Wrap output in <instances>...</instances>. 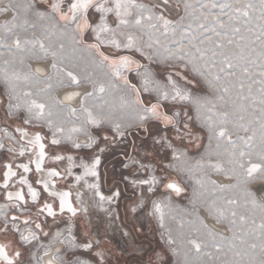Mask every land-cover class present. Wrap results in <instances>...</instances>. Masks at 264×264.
Wrapping results in <instances>:
<instances>
[{"label": "rangeland", "instance_id": "374dc122", "mask_svg": "<svg viewBox=\"0 0 264 264\" xmlns=\"http://www.w3.org/2000/svg\"><path fill=\"white\" fill-rule=\"evenodd\" d=\"M33 2L34 0H0V9L8 7L13 12L6 26L0 25V98H5L14 88V95L19 96L20 100L13 99L12 103L23 105L36 100L46 105L45 115L36 119L34 114H29L26 109L21 108L19 113L9 118L6 115L7 102H5L4 105H0V120L13 130L16 127H25L44 135L46 141L44 143L49 146L47 163L57 167L62 173L64 169L61 162L53 164L50 160L54 154L72 155L76 157L77 164L81 160L90 164L99 157L100 165L97 168L99 178L97 180L89 176L87 183H98L100 191L107 197L113 196L114 191L119 190L122 208L124 206L123 209L126 210L125 216L121 217L119 197L116 203L106 206L105 210L100 208L98 199H92L90 206L97 213L95 220L99 233L93 231L92 224L81 213L76 217L64 214L46 220L44 233L47 235H44L43 241L48 243L53 241L59 229L64 225L72 224L75 228V241L69 244V250L63 260L66 264H79L80 261H88V264H259L264 258L258 239L260 235L258 225L264 219L260 206L264 205V202L259 198L252 184L264 183V173L258 172L253 178H248L238 164L233 162L234 158L230 154L227 138L217 140L209 127L197 118L193 105L180 103L170 105L175 111H188L192 119L187 122L193 135L186 136V130L181 127V135L185 138L177 140L176 133L169 131L168 135L172 139L175 153L173 149L155 144L151 130L145 133L135 126L134 118L131 116L132 108L129 106L131 95L122 82L106 76V69L94 65L92 53L86 50L84 45L74 44L71 37L64 34L63 22L40 19L36 11L50 12V9L40 7L39 4L29 8L28 5ZM138 2L150 3L145 0ZM230 2L234 3L235 0ZM250 2L257 6V11L251 13V20L247 24L239 25L241 33L236 36L237 41L243 45L245 59L237 62V74L232 78L231 93L233 97L239 93L240 98L233 102V99L226 97L227 102H221L218 98L219 93L209 88L199 77L196 78L193 94L209 101L208 108L215 105L214 111L210 113L213 120L218 126L221 120L228 121L223 127L230 133L231 139L237 143L238 148L255 153L261 148V129L258 122L249 125L248 115L254 108L259 109L264 93L260 91L262 85L259 83L261 80L259 56L250 53L252 47H256L257 53L259 52L255 37L260 34L258 26L262 21L259 19V0H250ZM5 14L6 12L0 11V17ZM183 14V0H181L180 9L174 7L169 9L168 17L176 21ZM98 15L96 14L97 21ZM109 20L112 22L114 17H110ZM247 27H251L253 31L249 33ZM128 31L142 36L144 40L148 39L146 34L136 29H128ZM241 35L250 39L241 41ZM17 38L21 41L19 48L15 44ZM39 42H43L47 54L40 48ZM94 42L91 35L85 33V44ZM61 44L63 48L60 47ZM234 51L239 53L240 49L234 48ZM53 52L56 53L55 56L52 55ZM136 58L140 59L139 54H136ZM249 60H255L256 64L248 63ZM44 61L55 64L56 68H53V76L50 80H37L30 74L29 66ZM141 62L147 63L143 59ZM151 67L158 71L157 79H161L167 71H170L167 63H157L155 60ZM244 67H248L251 76L243 73ZM67 71H72L81 77L82 83L78 86L70 84L66 76ZM85 77L103 82L106 86L105 92H96L86 101L84 99L83 107L74 113L71 109L59 106L54 99L59 89L69 87L93 89L92 83L84 82ZM129 79L140 86L139 78H133V74H129ZM241 83H243L242 89ZM25 92H31L32 95L24 97ZM84 107L91 109L93 115L103 121L99 127L87 123L86 114L82 111ZM224 113H227V117L223 115ZM240 115L246 117L244 121L239 120ZM18 117L31 119L32 124L26 125ZM184 119L182 116L181 120ZM49 122L52 127H49ZM130 123L133 126L127 127ZM241 123L249 125V130L244 131L239 128L238 125ZM115 124L122 125L124 136L116 134ZM57 127L64 129L63 133H56V138L61 140V144L52 145L50 141ZM73 128H82L84 131L72 132ZM78 136L89 140L94 137L96 143L91 148L76 149L70 145V142ZM196 137L200 139L197 140ZM210 137H212L211 143ZM240 137L245 140L253 137L248 142L251 148L245 145ZM177 154H180L179 159L176 158ZM29 155L27 153L19 159L22 158L27 162ZM130 158L150 167L141 170L138 165L131 164ZM253 162L259 163L255 156ZM126 164L129 167H124ZM215 164L221 165L222 169L211 167ZM63 165L67 166V160L63 161ZM79 171L82 175V168H74V175H78ZM153 175L160 181L154 191H149L148 185L131 182L133 179H147ZM217 176L223 177L228 183L219 185L214 179ZM172 181L177 182L184 189L181 195L165 187ZM58 184L66 189H72V186L77 185L74 177H69L67 182L61 181ZM145 191L149 197L142 206L145 225H141L137 220V209L141 207L140 197ZM228 200H236L238 203L229 205L226 203ZM54 204L56 205V202ZM156 204L161 206L163 220L160 218V212L155 210ZM213 206L223 208L226 212L229 210L237 212L235 218L229 216L228 220L218 222L227 228L228 233L222 235L213 232L208 225L207 228L204 227L206 223L201 216L203 211L217 222L213 214ZM241 215L245 217L244 221L240 220ZM122 219L130 222L132 226L125 224ZM232 219L236 221L235 227L228 222ZM253 220L255 224L252 223ZM3 224L0 220V227ZM8 227V232L0 230V242L11 245L13 251L16 249L21 251L18 264H31V255L36 249L35 246L22 243L11 226ZM137 229L141 232L139 231L135 236ZM170 240L175 242L170 243ZM189 240L201 242V251L197 252L188 243ZM85 242L92 244L91 250L81 247ZM253 243L257 244L256 249L250 247ZM209 253L211 255H208Z\"/></svg>", "mask_w": 264, "mask_h": 264}, {"label": "snow or ice", "instance_id": "6c2138e0", "mask_svg": "<svg viewBox=\"0 0 264 264\" xmlns=\"http://www.w3.org/2000/svg\"><path fill=\"white\" fill-rule=\"evenodd\" d=\"M36 4L40 7H47L50 12L36 11V15L40 19H51L54 21L63 22L64 34L69 35L74 44L84 45L85 49L92 53L93 63L95 66L106 69V76L122 82L127 92L131 95L129 106L132 108L131 116L134 118L135 126L142 129L145 133L150 130L153 134L155 144L162 147L173 148L172 139L168 132L176 133L177 140H183L184 135H181V127L186 130L185 135L191 137L193 134L190 125L192 117L188 111H175L170 105L180 103L182 105H193L197 112V118L201 119L213 132L217 140L227 138L230 145V154L234 158L233 162L238 164L239 168L244 171L248 178H253L258 172L264 173V98L260 100V107L255 108L248 115L249 125L252 123H259L261 129V148L258 152H246L238 148L237 143L231 139L230 133L227 131L224 124L228 123L226 119L220 121L218 126L213 120L212 113L215 105L208 108L210 103L206 99L193 94V88L197 81L196 78L202 79L209 88L215 89L219 93V100L227 102L226 97L239 99V93L235 97L232 96L231 89L233 87L232 78L237 74L238 61L245 59L243 55V45L237 41V34L241 33L240 24H247L251 20V13L257 11V6L250 0L242 2V0H183V15L179 19L173 21L168 17L169 9H180L181 0H157L155 3H140L138 0H34L29 4V8H34ZM8 8L0 9V11H8ZM218 10V11H217ZM259 19L262 24L260 34L255 37V42H258L259 52L257 48L252 47L250 55H258L260 60L259 76L262 87L261 93H264V0H259ZM98 15V21L96 19ZM114 17L110 22L109 18ZM187 21V23H185ZM114 25V26H113ZM128 29H136L141 33L147 35L148 39L144 40L142 36L135 34ZM247 31L251 33L253 29L247 27ZM85 33H89L94 39V43L85 44ZM250 39L240 36V40ZM40 43V48L45 50L43 42ZM16 47L19 48L21 41L19 38L15 40ZM63 48V44L60 46ZM235 49H240L237 53ZM151 50V51H148ZM126 53V54H120ZM139 54L140 59L136 58ZM56 55L55 52L52 53ZM147 61L142 63L141 60ZM157 63H167L170 71H167L161 79H157L158 71L151 67L153 61ZM248 63L256 64L255 60H249ZM56 68V65H52ZM39 71V70H37ZM243 73L251 76L248 67L243 68ZM129 74H133V78H139L140 86L132 83L129 79ZM70 84L80 85L82 83L81 77L74 74L72 71H67ZM19 78V77H17ZM166 81V82H165ZM84 82L93 84V92H86L84 94L85 100L88 97L94 96L96 92L104 93L105 84L96 80H91L85 77ZM98 84V87H97ZM51 87V85H49ZM241 89L243 83L240 84ZM15 89L7 94L5 98H0V105L6 103V115L11 118L13 115L20 112L21 108L26 109L29 114H34L36 119H40L45 115L46 105L38 103L36 100H31L26 104L12 103L13 99L19 101L20 97L14 95ZM148 94V95H145ZM154 94V95H153ZM24 97H30L31 92H25ZM81 93L77 91L66 94L65 99L70 100L73 97L80 96ZM154 101V102H153ZM255 103V102H254ZM73 113L76 111L72 109ZM82 111L86 114L87 123L99 127L103 121L93 115L91 109L84 107ZM227 117V113L223 114ZM184 120H181V117ZM23 120L26 125L32 124L31 119L18 117ZM244 115L239 116L240 121L245 120ZM249 125L243 123L238 127L244 131L249 130ZM133 124H128L127 127H132ZM49 127H52L49 122ZM116 134L124 136L121 124L114 125ZM218 128V131H217ZM10 140L16 139L10 133L4 130ZM15 131L19 133L20 139L25 140L26 146L19 149L18 155L24 157L29 151H36L35 158H29L27 162L17 163L8 162L3 165L2 179L3 183L0 187L7 190L13 187V180L16 179V184L20 185L17 191H7V200L13 202L12 206L20 208L23 211H28L24 206L29 203V199L33 206L36 207V216L46 213L47 216L55 218L57 216L56 207L53 202L58 201L59 213L63 214L65 211L71 213L72 217L77 215L78 209L72 203V192L69 190H57L59 182H67L69 177H74L75 183L80 184L81 181L87 183L86 178L91 176L99 178L97 171L100 165L99 157H96L90 164L80 161L76 162V157L72 155L54 154L50 157L53 164H58L61 161L67 160V166L63 173L57 167H46V160L49 159L46 152V144L44 143L45 136L40 132L34 133L30 139L29 131L25 127H16ZM84 131L82 128H73L72 132ZM62 127H57L52 134L51 144L60 145L61 140L56 138V133H63ZM253 137H248L245 140L243 137L239 139L245 145L251 148L248 144ZM71 139V137H69ZM196 139H200L196 137ZM212 137L209 138L211 143ZM107 140V137H105ZM96 143L94 137L90 138V142L80 144L73 141V147L91 148ZM219 147V145H217ZM5 145L0 143V150H3ZM9 153L15 152L16 149L9 147ZM103 151V149H101ZM180 154L176 155L179 159ZM238 156V159L236 157ZM253 156L259 163L253 162ZM131 164L138 165L139 169L147 170L150 165L141 163L140 161L130 158ZM34 165V167H33ZM129 167V165H124ZM211 167L221 170L222 166L219 164L211 165ZM74 168H82V175H74ZM17 169L21 170L19 173ZM33 178L30 180L29 175ZM133 184L148 185L149 191H154L155 186L160 182L156 176H150L147 179H133ZM35 185V186H34ZM26 187V191H25ZM87 187L96 189L100 195L101 201H108L114 197L120 196V191L116 190L113 196L105 197L98 192V183H88ZM165 187L177 194L184 191L176 182H168ZM77 197L82 196V193L77 192ZM27 197V199H26ZM229 205L238 203L236 200H228ZM255 207V201H253ZM155 210L160 212V218L163 220V212L159 204L155 205ZM213 214L217 222L228 220V217L235 218L237 212L213 206ZM260 210L264 213V205L260 206ZM135 211V209H133ZM0 215H6L0 206ZM240 220L244 221L245 217L240 216ZM229 223L236 226L234 219L229 220ZM11 228L19 234V240L25 244L37 240L38 237L31 226L43 232L41 225L36 223L30 216H12ZM24 225L23 230L20 224ZM255 224V221H252ZM9 221L5 222L0 230L8 232ZM207 228V225H204ZM260 235V249L264 254V219L258 225ZM70 231V229H69ZM211 234V233H210ZM47 235V233H44ZM61 233H56V238H59ZM236 238L235 235L233 237ZM72 242L75 241L74 236H70ZM170 243L175 241L170 240ZM197 252L201 251V242L197 240H189ZM73 246L75 244L73 243ZM85 250H91L92 244L85 242L81 245ZM252 249L257 248V244L250 245ZM219 251V249H217ZM48 255V250L45 251ZM100 255V253H97ZM208 255H211L210 253ZM21 257L19 249L14 250L13 254L9 253V246L0 243V264H18ZM79 264H88V261H80ZM259 264H264V258L259 261Z\"/></svg>", "mask_w": 264, "mask_h": 264}, {"label": "built area", "instance_id": "2783aa9c", "mask_svg": "<svg viewBox=\"0 0 264 264\" xmlns=\"http://www.w3.org/2000/svg\"><path fill=\"white\" fill-rule=\"evenodd\" d=\"M43 64L49 65V63H47V61H44ZM52 65L50 66L49 72L45 75L38 72L37 69L33 65H30L29 66L30 74L37 80H41V81L50 80L53 76ZM43 78H45V79H43ZM61 89H59L58 92H56L54 95V99H55L56 103L61 107L68 108L71 110L74 109L73 106L67 105V101L62 96ZM76 111H78V110H76ZM4 130H6L7 133H10L12 136H14L16 139L10 140L8 138V136L6 135ZM76 142L83 144L82 139H77ZM0 143H3L5 145V148L3 150H0V184H1L3 182V179H2L3 166H2V164L4 162H13L14 165L17 163H23L24 162L23 159L22 158L19 159L20 156L18 155V152L22 146H26V143L22 139H20V135L15 131V129L13 130V129L9 128L5 124H3L1 122V120H0ZM9 147L16 149V151L9 153L7 151V149ZM31 152L32 151L28 152V154H30L28 156V158H32ZM46 165H48V163ZM17 171L19 173L21 170L17 169ZM28 175H29V179L31 180L33 178L32 174H28ZM16 179H18V177L14 178V180L12 182L13 185H15V186L9 187L12 191L18 190V188L20 187V185L16 184ZM4 191H5V189L0 187V206H2L3 213L6 214V215H0V220L2 221V223H4L5 219H7L9 221V225L11 226L10 221H11L12 216H21L22 218L30 216L33 220H35L36 223H39L41 225V228L43 229V232H41L40 230L35 229L34 226H31L33 231L36 233V235L38 237L37 240H33L31 243L27 244V245L32 244L36 248L35 251L31 255V259H32L31 264H48L45 261V259L43 258V253H45L46 250L49 251V250L55 248L56 246H60L61 244L63 245V247H62L61 251L55 255V257L60 262V264H66L63 260L66 256V253L69 250V244L71 242L70 236H74V233H75L74 226L72 224L64 225V227H62L61 229L58 230V232L61 233L59 238H56L49 243L45 242V241H43L44 240L43 237H44V231L46 230V222H47L46 220H51V218L49 216H47L46 213L41 214L39 217H37L36 216L37 209L35 206L32 205L30 199H29V203L24 206L25 208L28 209V211H23L20 208L13 207L12 206L13 202L8 201L4 197ZM25 191H26V187H25ZM26 199H27V197H26ZM55 207H56V205H55ZM66 215H68V214H66ZM20 227L23 230L24 225L21 223ZM69 229H70V231H69ZM17 235H18V239H19V234L17 233Z\"/></svg>", "mask_w": 264, "mask_h": 264}, {"label": "bare ground", "instance_id": "6f19581e", "mask_svg": "<svg viewBox=\"0 0 264 264\" xmlns=\"http://www.w3.org/2000/svg\"><path fill=\"white\" fill-rule=\"evenodd\" d=\"M145 1H147V2H150V3H155V2H157V0H154L155 2H153L152 0H145ZM3 8H8V7H3ZM9 9V8H8ZM11 14H13V12L9 9L8 11H6V14L5 15H3L2 17H0V25H5V24H7L8 23V20H9V17L11 16ZM9 25V24H8ZM6 26V25H5ZM16 48V47H15ZM47 63H49V65H44L43 64V62L42 63H33L32 65L37 69V70H39L38 72H40L41 74H43V75H45V74H47L48 72H49V70H50V66L52 65L51 64V62H47ZM53 63V62H52ZM43 79H45V78H43ZM91 89L92 88H90V87H69V88H66V89H63V90H61V92H62V96L65 98V96H66V94L67 93H69V92H73V91H77V92H80L81 93V95L80 96H77V97H73L72 99H70V100H66L67 101V105L68 106H73V108L74 109H81L82 107H83V105H84V99H85V96H84V94L86 93V92H91ZM93 90V89H92ZM86 101V100H85ZM28 131H29V129H28ZM30 132V131H29ZM31 138V136L29 135V137L27 138V139H30ZM77 139H82L83 140V144H86L87 142H88V140L87 139H84V138H77ZM47 152V151H46ZM32 153V152H31ZM36 155V154H35ZM35 158V156L33 157V159ZM46 164H47V160H46ZM33 167H34V165H33ZM46 167H47V165H46ZM5 169L3 168V171H4ZM62 172V171H61ZM214 179L217 181V183L219 184V185H225V184H227L228 183V181L227 180H225L223 177H219V176H217V177H214ZM3 183V182H2ZM177 183V182H176ZM253 185V188H257V187H259V188H264V183H261V182H256V183H253L252 184ZM61 189V188H60ZM62 190H65V189H62ZM73 191H71L72 192V197H71V199H72V203H73V205L75 206V204H76V202H77V204L79 205V203H78V200H77V198H76V192H75V190L74 189H72ZM7 191H12L10 188L9 189H7V190H5L4 191V197L6 198V193H7ZM15 191H17V190H14L13 192H15ZM182 193V192H181ZM181 193H179V195H181ZM74 194H75V196H74ZM258 195V194H257ZM260 197L261 198H263L264 199V192H261L260 193ZM75 198V199H74ZM76 200V201H75ZM57 204V207H56V210H58V202L56 203ZM55 207V206H54ZM203 213V214H202ZM200 215L202 216V219H203V221H204V223H206V225H208L209 226V228H211V230H213V232H216V233H225V232H227L228 230H227V228L225 227V226H223V225H221V224H219L218 222H216L214 219H212L211 218V216L207 213V212H205V211H203ZM64 215V214H63ZM68 215H70V214H68ZM55 218H57V216L55 217ZM228 233V232H227ZM226 233V234H227ZM226 234H224V235H226ZM223 235V234H222ZM1 243V242H0ZM62 247H63V245L61 244L60 246H56L55 248H53V249H51V250H49L48 251V255H45V253H43V258L45 259V261L48 263V264H60V262L57 260V258L55 257V255L56 254H58L60 251H61V249H62Z\"/></svg>", "mask_w": 264, "mask_h": 264}, {"label": "flooded vegetation", "instance_id": "af4514ba", "mask_svg": "<svg viewBox=\"0 0 264 264\" xmlns=\"http://www.w3.org/2000/svg\"><path fill=\"white\" fill-rule=\"evenodd\" d=\"M30 131V130H29ZM37 132V131H36ZM35 131H31V132H29V134H30V136H32L34 133H36ZM84 139H87V138H84ZM88 140V142L87 143H89L90 142V140L89 139H87ZM32 158L35 156V154H36V151L34 150V151H32ZM48 160V159H47ZM62 165V168L63 169H65V167H64V165L63 164H61ZM48 167H53V166H51L49 163H48V165H47ZM173 182V181H172ZM60 184H58L57 185V187L58 188H61V189H65V187H60L59 186ZM75 190V189H74ZM100 190V189H99ZM75 192L77 193V191L75 190ZM101 192V191H100ZM102 193V192H101ZM103 194V193H102ZM104 195V194H103ZM105 196V195H104ZM105 197H107V196H105ZM148 193H147V191H145V192H143L142 194H141V197H140V208H138L137 209V220H138V222L141 224V225H145V215H144V213H143V211H142V206L147 202V200H148ZM76 198H77V200H78V203H79V207H78V205L77 204H75V207L81 212V214H82V216H85V218L86 219H88L89 221H90V223L92 224V226H93V231L94 232H96V233H99V227H98V224L96 223V217H97V213L92 209V208H90V207H88L87 205H86V203H85V200H84V198L82 197V196H80L79 198L77 197V195H76ZM121 199V195L119 196V200ZM118 201V197H114L112 200H111V202L110 203H108V201H102V205H100V208H102V210H105V207L106 206H109L110 204H112V203H116ZM50 202V201H49ZM54 206H55V204H54ZM118 206H119V210H120V216L122 217V216H125V214H126V210L125 209H123L124 208V206H123V208H122V204H121V200H120V202H118ZM124 211H125V213H124ZM69 216H71V215H69ZM120 217V218H121ZM122 221L125 223V224H128V225H131V223L130 222H126V221H124L123 219H122ZM132 226V225H131ZM139 229H137V232L135 233L136 235L135 236H137V234L139 233ZM141 232V231H140ZM6 245H8L9 246V253H10V255L11 254H13V249H12V246L11 245H9V244H6Z\"/></svg>", "mask_w": 264, "mask_h": 264}, {"label": "crops", "instance_id": "0c3cea01", "mask_svg": "<svg viewBox=\"0 0 264 264\" xmlns=\"http://www.w3.org/2000/svg\"><path fill=\"white\" fill-rule=\"evenodd\" d=\"M78 137H80V136H78ZM78 137H76V138H78ZM76 140L77 139H75V140L73 139V141H76ZM73 141L70 142V145L72 147H73ZM61 164H63V161H61ZM81 173H82L81 171L77 172L78 175H81ZM87 179H88V177L86 178V180ZM87 184L88 183H85V181H81L79 185L72 186V189H75L77 192L82 193V197L84 198L85 203H86V205L88 207L92 208L90 206L92 199L93 200L94 199H98L99 200V205H102V201L100 200V195L97 193V190L96 189H90V188H88L87 187ZM98 192L100 194H102L99 189H98ZM108 203H110V202H108Z\"/></svg>", "mask_w": 264, "mask_h": 264}, {"label": "water", "instance_id": "95a60500", "mask_svg": "<svg viewBox=\"0 0 264 264\" xmlns=\"http://www.w3.org/2000/svg\"><path fill=\"white\" fill-rule=\"evenodd\" d=\"M150 1V0H149ZM153 2H155L154 0H152ZM16 129V128H15ZM31 132V131H30ZM19 134V133H18ZM27 139V138H26ZM24 142H25V140H23ZM45 141V140H44ZM46 142V141H45ZM48 148H49V146H48V144L46 143V151H48ZM47 154H48V152H47ZM49 156V155H48ZM5 163H8V162H4L3 164H2V166L5 164ZM2 184V183H1ZM255 189V192L258 194V196H259V198L264 202V199L263 198H261L260 196V193L261 192H264V188H259V187H257V188H254ZM57 190H62V189H60V188H58L57 187ZM65 190H69V191H73L72 189H65ZM74 196H75V194H74ZM6 199H7V196H6ZM75 199V198H74ZM51 201V200H50ZM76 201V200H75ZM52 202V201H51ZM56 203L58 202V201H55ZM53 203H54V201H53ZM76 204H77V202H76ZM78 205V204H77ZM56 207H57V204H56ZM78 207H79V205H78ZM81 212L78 210V212H77V215H79ZM63 214H70L71 215V213H69V212H67V211H65ZM63 214H60L59 213V209L57 210V216H61V215H63ZM76 215V216H77ZM75 216V217H76ZM51 219H55V218H53V217H50Z\"/></svg>", "mask_w": 264, "mask_h": 264}]
</instances>
